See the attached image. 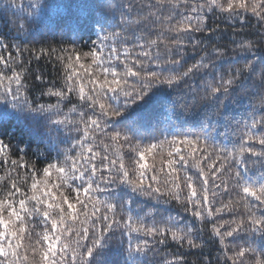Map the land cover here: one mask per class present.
<instances>
[{
	"label": "snow or ice",
	"instance_id": "1",
	"mask_svg": "<svg viewBox=\"0 0 264 264\" xmlns=\"http://www.w3.org/2000/svg\"><path fill=\"white\" fill-rule=\"evenodd\" d=\"M116 12L120 14L119 24L115 23ZM217 12L225 14L232 24L237 20L246 22L244 14L250 13L257 21V38L250 39L256 34L241 28L232 33L230 50L227 45L213 43L220 40L221 29L219 25H210L208 20L210 14ZM173 21L177 23L174 25ZM113 22L119 31L101 37L99 44L94 42L95 50L81 55L75 47L76 40L70 49H59L55 60L65 70L59 88L55 82L49 83L40 71L31 73L34 83L29 84L28 69L22 67L25 52H32L39 60L57 53L56 48H22L0 39V50L11 47L15 52V55L12 52L0 55V114L10 108L13 115L26 122L46 119L52 125H64L69 136L73 130L82 132L71 148L64 150L63 164L48 163L42 169L43 180L36 178L39 169L35 164L31 165L29 176V152L25 147L17 145L12 152L11 141L0 139V165H10L9 190L0 199V264H100L98 257L113 249L111 241L117 233L120 238L116 249H123L129 257L134 253H158L157 246L165 245L169 239L181 246L186 244L188 249H203L205 244L198 241L202 239L204 226L210 218L226 212L234 214L233 218L211 225L212 236L218 239L225 261L249 264L246 257L251 254L254 264H264V247L257 255V248L252 245L256 234L264 240V172L255 179L248 175L250 164L264 169V0H183V7L180 0H121L113 9ZM23 27L19 25L18 31ZM154 33L158 38L150 39ZM170 33L174 39L170 44L163 43L162 38ZM196 34L202 38L197 39ZM118 44L124 45L123 53ZM188 44L198 50L197 55H203L181 71ZM104 48L108 49L106 54ZM134 48L140 51L133 54ZM83 57L92 61L88 66L90 87L77 70L85 67L81 63ZM240 60L244 61L242 66L222 70L224 64H238ZM93 68L99 69V74L91 71ZM7 70L11 71L10 75H6ZM195 73L205 78L199 85L188 84ZM182 84L188 89L193 107L216 105L217 117L227 103H236L241 98L249 100L246 131L238 145L228 149L210 144L216 130L211 121L199 132L189 129L173 134L171 139L165 137L148 145L141 143L143 137L135 128L137 120L144 117L137 114L125 121L122 114L129 105L143 100L156 85L178 91ZM33 87L39 89L41 97H55L57 102L36 103L29 98ZM73 94L82 110L77 111L73 106L62 119H52L60 117L62 105L71 103ZM256 99L259 105L254 102ZM70 115L78 119L71 120ZM117 117L124 126H113ZM28 134H33L31 127ZM165 147L169 149L167 159L163 158ZM48 148L58 149V144L50 139ZM77 149L76 156L68 154ZM94 149H101L103 155ZM126 154L134 155L132 169L125 165ZM157 154L161 155L159 165L155 163ZM12 155L16 158L10 159ZM149 156L154 161L152 164L148 162ZM189 167L197 171V178L187 174ZM19 169H24L25 175L20 176ZM52 172L60 183L48 188ZM29 178L31 195L22 187ZM77 180L80 184L73 189L74 196L59 191L65 186L71 188ZM101 184L105 185L103 189ZM41 185L45 190H41ZM121 186L146 198L143 205L119 195ZM232 192L236 199L220 200L216 206L219 197ZM97 193H103L104 198ZM173 203L183 208L191 219L167 214ZM28 204L33 206L29 208ZM34 216H39L45 227L42 233H35L33 242L35 226L29 229L28 218ZM229 238L243 239L248 246L234 245L237 250L228 255ZM169 255L171 259L166 258ZM160 264H187V261L181 254L164 253ZM198 264H213V261L205 256Z\"/></svg>",
	"mask_w": 264,
	"mask_h": 264
},
{
	"label": "trees",
	"instance_id": "2",
	"mask_svg": "<svg viewBox=\"0 0 264 264\" xmlns=\"http://www.w3.org/2000/svg\"><path fill=\"white\" fill-rule=\"evenodd\" d=\"M121 0H14V6H12V0H0V39L5 43L19 44L22 48L27 46L29 49H39L40 47H49L57 49V53L51 56H43L39 60L35 58L32 52H25L23 54L24 64L22 67L28 69L26 75L28 76L27 82L33 84L31 79V73L40 71L42 72L49 83L55 82L59 88L63 84L64 77V66L62 63L55 60V56L59 54V49L71 48L72 41H78L75 45L78 52L82 55L84 52L95 50L94 42L96 44L100 43V38L112 33L114 31H119L117 27L113 26V9L118 5ZM181 6L183 7V0H180ZM167 11L165 15H167ZM245 21L241 23L239 20L232 24L225 19V14L209 15V24L212 26L219 25L221 36L219 41L214 40L213 43H220L227 45L229 50L232 45L230 39L234 31H239L243 28L252 35L250 39H256L258 35L257 21L255 17H252L250 13H245ZM179 19V18H178ZM120 14L116 12L115 23L119 24ZM177 21H173L175 25ZM23 24V29L18 31L19 25ZM158 27L167 28V25H158ZM197 39L202 38L201 34H196ZM157 35L154 33L150 39H157ZM163 43L170 44L172 39H174V34H168V36L162 38ZM111 43V41H109ZM121 53H123L124 45H116ZM132 48V45H128ZM163 50V47L161 48ZM106 54L108 49H103ZM140 51L139 48L133 49V54ZM8 52H12L15 55L14 50L9 47L7 50H0V55L7 56ZM198 50H194L190 44L185 48L186 61L185 67L181 71L186 70L187 67L191 66L196 60L199 59ZM121 59H124L121 55ZM30 62V63H29ZM81 63L85 65L84 68H78L81 77L87 87L89 80V69L88 66L92 63L90 58L83 57ZM244 63L240 60L238 64H224L223 71H228L235 67H240ZM19 70V68L17 69ZM91 71L97 72L99 74V69L93 68ZM211 71V69H209ZM11 71L7 70L6 75H10ZM200 73H195L192 77L188 79V84L199 85L204 79ZM103 79V76H100ZM111 79V77H109ZM38 83V82H35ZM7 81H5V85ZM15 87V85H13ZM86 87V91H87ZM29 98L34 99L36 103H56L57 98L40 96L38 88L33 87L29 92ZM259 105V100L254 101ZM2 103V102H0ZM249 100L246 98H241L237 100L236 103H227L226 106L220 110L221 116L217 117L215 115L216 105L213 104H198L197 106H192L191 97L188 95V89L185 85H181L178 91L169 88L166 85H156L151 92L141 101H137L136 104H131L128 106L127 112L122 114L125 121H127L129 116H135L141 114L144 118L137 120L136 122V132L142 135L141 143L143 145H148L155 143L157 140H163L165 137L171 139L173 134L181 133L186 130L201 131L202 127H207L211 121L215 126V132L212 134L214 140H210L209 143L213 144L217 148H228L231 149L233 145H238L244 136L246 129L244 124L248 121V108ZM76 106L77 111L82 110L78 104V98L73 94L71 98V103H65L62 105L63 111L60 117H53L52 119L63 118L65 114L69 112V109ZM98 111V109H97ZM13 110L8 108L3 114H0V139L5 142L11 141L12 152L16 151V146L25 147L29 152L27 160L30 161L29 164V176L31 165L35 164L37 169H39L37 179L43 180L42 169L47 166L48 163L53 164H63L65 158V149H70L71 144L74 140L79 139L82 135L76 131H72L69 136L68 132L65 131V126H55L52 125L46 119H40L39 121L32 120L30 123L26 122L23 118L17 117L12 114ZM223 117H227L224 119ZM69 119H78L75 115H70ZM121 118H114V127L124 126L120 122ZM29 127L33 130V134L29 135ZM173 130V131H172ZM53 140L58 144V149H49L48 141ZM108 141H105L107 143ZM258 147V145H256ZM103 155L101 149H94ZM169 149L165 147L163 158L167 159V151ZM77 151H71L68 154L71 156H76ZM125 152L127 153V146H125ZM14 155L10 156V159H15ZM115 158V157H113ZM161 155L157 154L155 157V163L159 165ZM97 164H99V156L96 159ZM125 165L132 169L134 164V155H125ZM149 164L154 161L151 156L148 158ZM251 171L248 175L252 176L254 179L258 178L264 169L259 168L258 165H249ZM10 170V165H0V177L5 179L0 180V199H3L9 190L10 181L7 179ZM20 176L25 175L24 169H19ZM184 174V170L181 169V175ZM187 174L192 175L197 178L198 174L194 168L189 167L187 169ZM107 175V172H104ZM13 178H16L15 176ZM60 180L56 177L55 172H52L51 180L48 184V188H52L53 184H59ZM31 184V179L29 178L27 184L22 185L23 189L31 195L29 191ZM80 184L77 180L72 183V187L67 186L61 188L59 191L65 194L74 196L75 193L73 189ZM198 185V181H197ZM100 187L103 189L105 185L101 184ZM41 190H45L43 185H41ZM55 191V189H53ZM82 191V190H81ZM118 194L124 196V199L132 198L137 200V202L143 205L146 198L140 197L138 194H133L131 190L127 187L121 186L118 190ZM101 199L104 198L103 193H97ZM59 197V192H57ZM20 197H17L19 199ZM229 198L236 199L235 192L228 195H224L218 198L219 201L222 200L227 202ZM155 203V202H153ZM33 205L28 204L31 208ZM151 205H148L150 207ZM18 207V205H17ZM146 207L145 210H148ZM162 207L168 208L169 206L163 205ZM173 216L185 217L191 219L189 214L184 213L183 208L179 205L173 203L170 206V213ZM166 214V215H167ZM234 214L224 213L222 216L216 218H210V222L205 225V230L202 234V239L198 242L205 244L203 249H188L187 245L181 246L175 241L169 239L165 245H158L159 252H147V253H134L132 257L128 256V253L123 249H116L117 242L119 240V233L111 241V247L113 248L110 252H106L104 256L98 257L100 264H160L161 258L164 253L171 254H181L185 257L187 264H198V262L205 256L213 261V264H231L230 261H225L223 249L219 244L218 239L212 236L211 225L212 223H217L219 220H230L233 218ZM35 226V227H34ZM28 227L33 229V242L36 239L35 233L43 231L45 225L39 216L28 218ZM197 227H200L197 224ZM25 243H28L26 240ZM136 243L135 234H133V244ZM226 243L229 244L228 255H232V252L237 250L234 245H239L247 247L244 244L243 239L232 240L229 238ZM252 245L257 248V255L261 251V247H264V240H261L259 234H256L252 240ZM127 246V241L125 240V247ZM219 257V261H217ZM166 258L171 259V255ZM38 259V258H37ZM249 264H254L255 258L249 254L246 257Z\"/></svg>",
	"mask_w": 264,
	"mask_h": 264
}]
</instances>
